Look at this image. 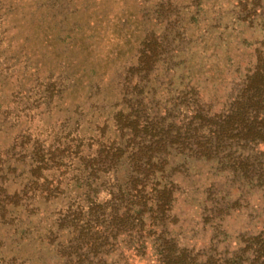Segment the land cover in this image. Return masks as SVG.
<instances>
[{
  "label": "trees",
  "instance_id": "1",
  "mask_svg": "<svg viewBox=\"0 0 264 264\" xmlns=\"http://www.w3.org/2000/svg\"><path fill=\"white\" fill-rule=\"evenodd\" d=\"M61 1L50 3L51 12ZM90 1L115 9L86 20L84 37L66 50L74 58L29 90L20 88L2 112L8 129L18 131L0 154V264H108L121 249L132 252L126 261L149 253L153 264H211L175 234V174L198 170V162L244 182L258 174L264 36L252 62L227 80L216 75L223 63L212 61V27L200 35L205 0ZM232 8V27L264 20V0H238ZM63 9L49 21L78 14ZM100 31L132 55L113 86L115 100L88 111L69 107L80 86L91 88L81 77H96L101 65L86 61L85 43ZM223 47L221 55L230 54ZM3 66L0 74L13 71ZM227 82L222 98L219 90L207 92ZM61 107L64 118L54 119ZM18 171L24 179L10 192L9 177ZM243 242L228 264H264V227Z\"/></svg>",
  "mask_w": 264,
  "mask_h": 264
},
{
  "label": "rangeland",
  "instance_id": "2",
  "mask_svg": "<svg viewBox=\"0 0 264 264\" xmlns=\"http://www.w3.org/2000/svg\"><path fill=\"white\" fill-rule=\"evenodd\" d=\"M84 1H61L60 6L54 7V12H51L50 3L58 4L59 0H0V72L3 64L5 68H13L6 76L0 74V90H4L0 93V154L12 148L18 131L15 125H12L14 129L9 130L12 123L2 121L5 105L13 107L14 104L9 101L20 88L29 90L36 83L44 81L50 71L56 69V64L60 66L74 58L66 50L69 41L84 37L83 23L86 20H93L97 15H105L107 10L115 9L111 4L103 8L94 1ZM236 1L238 0H205L206 7L198 18V22H202L200 35L206 33L208 27H212L209 31L216 40L214 43L218 46V55L215 60H210L223 63L216 75L219 74L227 80L237 75L238 65L239 70L243 71L246 64L252 62L256 43L261 42L264 36V20L255 21L252 27H247V24L232 27L234 15L231 11ZM220 6L221 12H217ZM62 8L65 11L75 10L78 14L66 21L56 18V24L51 23L49 18L52 13L60 14ZM217 26L220 28H216ZM191 28L190 33H193L194 27ZM98 35L85 42L89 51L86 61H101L100 69L95 71L96 77L90 74L81 77V84L88 83L91 88L82 90L80 86L78 92L66 100L69 107L88 111L90 107L98 106L105 98L111 102L115 100L113 86L122 78L121 72L124 66L128 65L132 55L129 53V46L124 45L120 49L112 37L103 39L101 31ZM225 44L230 46V54L221 55L226 48L223 47ZM228 63L230 67H227ZM33 67H36L34 73L31 70ZM228 83H216L214 87L208 85L207 92L219 90L222 98L227 93L226 87H230ZM207 92L204 95H207ZM218 108L216 107V110ZM62 109L64 107L60 108ZM64 116L65 109L57 115L54 114V119L61 120ZM257 149L259 153L256 155V164L257 168L261 169L259 164L264 163V146ZM205 164L198 162V170L175 174L177 191L174 215L178 225L174 227V231L180 239V244L200 255L201 261L228 264L238 251L245 247L243 241L256 236L264 227V172L259 173L257 169L256 177L244 182L230 176L228 172H213ZM19 174L20 171L9 177L10 192L20 186L22 178L24 179V176L20 177ZM131 253L121 249L116 257L115 254L110 255L107 263L153 264L149 253L131 257L126 261L123 256H132ZM1 255L0 250V257ZM31 258L33 257L27 260Z\"/></svg>",
  "mask_w": 264,
  "mask_h": 264
}]
</instances>
